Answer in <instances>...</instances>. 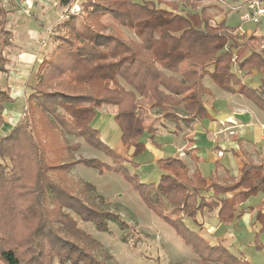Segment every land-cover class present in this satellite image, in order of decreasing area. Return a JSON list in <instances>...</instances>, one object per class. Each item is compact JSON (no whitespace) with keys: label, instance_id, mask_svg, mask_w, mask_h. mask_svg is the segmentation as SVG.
I'll return each instance as SVG.
<instances>
[{"label":"trees","instance_id":"16d2710c","mask_svg":"<svg viewBox=\"0 0 264 264\" xmlns=\"http://www.w3.org/2000/svg\"><path fill=\"white\" fill-rule=\"evenodd\" d=\"M71 1L58 3L67 7ZM176 2H158L168 10L146 1L82 0L79 13L55 23L54 48L38 66L25 118L0 137V158L8 163L0 164V264H53L54 258L62 264H105L96 258L100 244L78 227L70 211L100 231H108L109 221L122 223L93 203L92 186L82 184L73 192L64 185L66 174L78 165L122 175L195 255L196 264H250L226 245L204 242L184 220L196 223L206 211L215 212L218 223L231 225L244 215L239 206L260 196L251 225L264 232V162L248 160L237 179L221 182L216 176L203 178L197 169L190 173L180 159L165 158L157 161L166 172L159 183L143 184L127 174L126 159L92 127L96 112L112 107L120 143L134 156L145 148L138 142L141 135L147 132L153 139L156 132L144 126L141 100H149L160 120L188 126L206 117L205 76L264 111V47L257 38L234 33L238 27L224 21L212 24L213 15L199 0L185 1L187 14L177 12ZM14 10V5L0 6V74L8 64L5 48L13 40L5 15ZM120 29L137 40L125 38ZM184 62L190 67L180 79L166 74ZM252 71L262 76L257 90L242 83ZM10 102L9 91L0 85V124ZM66 135L101 151L113 165L74 159L79 144L67 145L62 141Z\"/></svg>","mask_w":264,"mask_h":264},{"label":"rangeland","instance_id":"374dc122","mask_svg":"<svg viewBox=\"0 0 264 264\" xmlns=\"http://www.w3.org/2000/svg\"><path fill=\"white\" fill-rule=\"evenodd\" d=\"M135 1L139 3L146 1L159 8H167L168 10H171L164 4L158 3L160 1L165 2L169 0ZM185 1L186 0H177V12H181L182 14L191 12L188 6H185ZM76 2L78 5L77 10L80 12V2H82V0H72L69 6ZM12 3L13 4H10L9 1L0 0V6L2 7L4 6L9 8V5L20 6L18 9H15L13 13H11L13 17L18 16L16 24L10 27L9 22H7V29L11 28L14 30L18 27V24H21L22 33L25 31L26 35L34 37V41L37 43L38 41L40 43L43 38L46 43H49L50 37L54 38L53 36H57L53 32L55 31V23L64 19L61 18L63 7L59 5L58 0H17L16 4L14 2ZM209 8L212 9L210 11L211 14L214 17H217V12L212 7ZM77 10L74 12L79 13ZM214 17L212 19V24H217L216 21H218V19ZM5 20H7L6 15ZM107 20L108 22L111 21L110 18ZM111 23L112 28H115V24L112 21ZM226 24L230 28H234L239 25L238 17L235 12L230 13L226 19ZM242 26L244 30H254L256 27L255 25L248 23ZM257 27H259L264 33V19H262L261 23L257 25ZM120 30L125 38L137 40L133 33L127 29ZM32 44L33 46H36L35 43ZM259 44L264 47V43L261 44L259 42ZM9 50L10 47L5 48V52H7L8 55ZM187 65L188 63L184 62L173 71L176 74L181 71L183 72ZM261 77V74L253 71L244 77V85L248 86L250 89L257 90L261 82ZM203 82L205 86L214 88L213 90H215L217 94L218 91L221 92V89L214 82H212L208 76L206 78L204 77ZM0 83H3V80H1ZM215 92L214 94H216ZM147 100H141L140 102V105L143 106L145 110L149 105H151L149 100ZM22 109L23 111L21 117L16 124L25 118L24 113L26 112V107ZM4 110L2 112V119H4ZM253 110L264 113L263 110L257 108L255 109V107ZM154 113L156 114L157 112L153 111L151 114ZM112 114H114V110L110 106L102 107L96 112L94 124L101 128L99 134L100 140L116 154L126 159L122 165L128 175H135L140 183L157 185L161 176L166 174V172L160 168L159 164L153 158V154L148 151V149L144 148L141 152L132 156V148L126 149L122 147L120 143V131L117 124L113 120ZM147 114L148 113L144 114V120L145 118L150 119L151 115L150 117H146ZM260 123L264 124V121ZM144 125L147 128V123L145 124L144 122ZM0 137H2V135H0ZM180 138L181 137H175L174 134L164 132L158 134L157 136L154 135L153 139H150V135L147 132H144L138 139V142L144 145L146 141H150L152 147L162 151L165 155L164 157L168 158L172 156V153L178 154V152H176V147L177 145L179 146L183 143V139ZM189 139L191 140V138ZM209 140L212 139L209 138ZM262 140L264 144V138H262ZM62 141H65L69 146L75 143L79 144L78 151L73 154L74 159H95L106 165H113L111 158L107 157L101 151L88 146L82 139H75L72 136L66 135L63 137ZM192 145L193 144H190L191 147ZM195 146L201 150L206 149L204 141H198ZM207 149L212 150V152L214 151V154H216L214 150L215 148H213L212 145L211 148ZM230 154V152L225 154L224 162L231 165L232 172L236 173L239 162L237 164L234 163L233 165V161L235 159L241 161L246 159L247 156L244 152L241 154L239 153L238 156H232ZM253 160L252 161L254 163L260 164L264 162V157L261 160L258 159V157H255ZM0 164L5 165L8 163L6 159L0 158ZM216 169L215 164L206 163L203 166L204 175L202 173L200 174L203 178L210 179L215 174ZM189 172L192 173L193 171L191 172L189 170ZM237 178L238 177L228 178L227 180H235ZM64 183V185L73 192H76L82 184L92 186L94 188L91 194L93 203L97 204L100 209L102 208L103 210L109 211L110 214H116L119 216V221L122 225H119L117 222L109 221L108 231H100L97 230L92 223L81 221L75 213L70 211V215L78 223V227L100 244V248L97 252V256L99 258L96 257L98 260L104 261L105 264H196L195 261L197 258L195 255L185 247L170 226L157 218L144 205L139 196L133 191L129 183L122 175L108 171L100 173L95 168L78 165L73 167L66 174ZM261 200L262 197L260 196L248 199L247 202L239 206L240 210H244L242 218L238 221H234L231 225H220L217 232L206 233L208 231H206V225H204V223L207 222V220L203 221V214L197 216V224L189 219H185L184 222L189 229L197 232L200 239H202L201 236H205L204 234H207V237L213 236L211 241L214 242L222 240L221 242H223V245H226L229 251L236 257L244 258L250 264H264V232H258L259 229H257V227H259V225L256 224V228L251 225L256 209ZM204 213L206 215L208 212L204 211ZM210 213L211 218L217 221L216 213ZM216 224L218 225L217 222H211L209 226H217ZM257 232L258 234H256ZM203 241L205 242V240ZM210 244L212 243L210 242ZM53 264L62 263L54 258ZM63 264L69 263L67 262Z\"/></svg>","mask_w":264,"mask_h":264},{"label":"crops","instance_id":"0c3cea01","mask_svg":"<svg viewBox=\"0 0 264 264\" xmlns=\"http://www.w3.org/2000/svg\"><path fill=\"white\" fill-rule=\"evenodd\" d=\"M199 1L203 7L208 8L209 12L212 10L209 7H212L218 15L217 17L213 16L218 19L216 22L220 23L224 21L226 26L227 17L230 13L235 12L238 17L239 25L234 28L241 27L243 29L242 25L245 24L241 23L239 13H237L235 9L241 7L247 0ZM73 5L78 7L77 2ZM19 7L20 6L17 5L15 9ZM62 9L64 12L65 7ZM11 13H8L7 16L12 15ZM244 31L246 33L245 35L255 36L258 42L261 44L264 43V33L259 27L256 26L254 30L246 29ZM53 39L54 38L50 37L49 43H46L43 38L42 40L45 41V46H43L41 45L42 40L40 43L39 41L37 43L34 41V37L26 35L25 31L22 33L21 24H18V27L13 30V40L9 50L8 64L5 72L0 74V81L3 80V83H0V85H3L9 91V97L12 102L4 106L5 120L3 119V123L0 125V135L3 136L10 131L21 117L26 98L32 91L38 66L43 59L49 56L54 48ZM32 43H35L36 46H33ZM189 67L190 65L188 64L183 72L181 71L177 74L174 71L166 72V74L180 79ZM206 77L207 76H205V78ZM243 79L242 83L244 84ZM202 83L208 90L207 95L203 97L206 109V117L203 120H195L188 126L180 123L178 127H175L173 123L160 120L157 110L150 109L151 105H149L146 109V113H148L146 117H150V115L151 117L150 119L145 118V124L147 123V128L153 127L156 129V136L165 132L174 134L175 137H181L183 139V143L176 147V152H178V154L172 153V156L168 158L180 159L188 166L191 172L197 169L202 174L203 166L206 163L215 164L217 169L213 176H216L219 181L223 182L228 178L238 177L242 165L248 160H253L255 157L261 160L264 157V144L262 140V138H264V124L260 123L264 121V113L253 110L254 107L255 109L257 107L242 95H231L222 90H220L222 93L218 91L217 94V92L213 90L214 88L205 86L203 81ZM213 91L216 94H214ZM143 100L147 99L143 98ZM151 111H156L157 113L151 114ZM180 111L182 112V109H180ZM92 127L100 134L101 128L94 124V122ZM189 138H191V140ZM209 138L212 140H209ZM198 141H204L206 149L201 150L197 148L195 144ZM190 144H193L192 147ZM211 145L215 148L216 154H214V151L212 152V150L207 149L211 148ZM144 146L153 154V158L156 162L165 159L163 152L152 147L150 141H146ZM229 152L232 156H238L239 153L241 154L242 152L247 156L246 159L241 161L237 159L233 161V165L239 162L236 173L232 172L231 165L224 162L225 154ZM203 215V221L207 220V222L204 223V225H206V231H208L206 233L217 232L218 227L222 224L211 218V213H207L206 215L203 213ZM215 221L218 223V225L216 224L217 226H209L211 222L216 223ZM204 235L205 236H201V238L205 240V242H208V244L211 242L212 244L210 245L223 244V242H221L222 240L213 242L211 241L213 236L207 237V234Z\"/></svg>","mask_w":264,"mask_h":264},{"label":"built area","instance_id":"2783aa9c","mask_svg":"<svg viewBox=\"0 0 264 264\" xmlns=\"http://www.w3.org/2000/svg\"><path fill=\"white\" fill-rule=\"evenodd\" d=\"M6 1H9V3L11 4H13L12 2H14L15 4L17 3V0H6ZM77 9L78 7L75 5H70L65 7L61 18H66V15L68 13H74V11H76ZM235 11L239 13V19L242 24L248 23L257 26L261 23L262 19H264V0H247L241 7L236 8ZM14 17L13 15L7 16V19L9 21V26H14L16 24L18 16H14ZM234 33L240 36L246 34L241 27H238ZM41 43L42 45H45L44 40H42Z\"/></svg>","mask_w":264,"mask_h":264}]
</instances>
